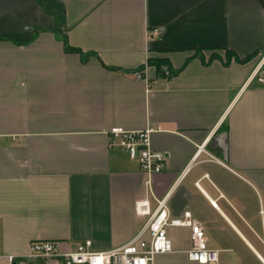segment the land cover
Returning a JSON list of instances; mask_svg holds the SVG:
<instances>
[{
  "label": "crops",
  "instance_id": "crops-1",
  "mask_svg": "<svg viewBox=\"0 0 264 264\" xmlns=\"http://www.w3.org/2000/svg\"><path fill=\"white\" fill-rule=\"evenodd\" d=\"M226 50L247 60L225 64ZM259 79L264 0H0V264L33 241L106 251L138 235L145 175L109 132L150 127L168 155L151 211L168 196L212 248L241 239L264 264ZM168 236L154 264H189L191 229Z\"/></svg>",
  "mask_w": 264,
  "mask_h": 264
},
{
  "label": "built area",
  "instance_id": "built-area-1",
  "mask_svg": "<svg viewBox=\"0 0 264 264\" xmlns=\"http://www.w3.org/2000/svg\"><path fill=\"white\" fill-rule=\"evenodd\" d=\"M264 83L263 79H259ZM155 127L139 131L113 128L109 132L111 146L119 148L136 161L140 171L145 175L143 185L145 196L136 204V214L149 216L141 232L127 241L126 244L111 250H94L91 240L78 243L75 249L64 252L57 241H33L27 256L9 257L11 264H154L156 255H169L173 242L168 236L170 227L191 229V249L188 251L189 264H219L220 250L212 248L206 237L204 227L197 222L190 212L182 218L169 213L168 196L158 201L155 211H151L152 177L165 171L168 155L153 150L151 136ZM202 148L198 151L200 152ZM264 214V212H263ZM264 245V240H263Z\"/></svg>",
  "mask_w": 264,
  "mask_h": 264
},
{
  "label": "rangeland",
  "instance_id": "rangeland-1",
  "mask_svg": "<svg viewBox=\"0 0 264 264\" xmlns=\"http://www.w3.org/2000/svg\"><path fill=\"white\" fill-rule=\"evenodd\" d=\"M207 54L209 55L210 58H208L210 60L220 58L221 55L219 52L215 51H209ZM222 55L225 56V60L229 58L225 52H223ZM233 240V243L228 244V247L219 246L221 249H226L220 252L221 256L219 264H260L256 254L248 248L244 240H237L235 238ZM254 245L256 250H258V252L264 257V246L262 243L258 240L256 243L254 242Z\"/></svg>",
  "mask_w": 264,
  "mask_h": 264
},
{
  "label": "trees",
  "instance_id": "trees-1",
  "mask_svg": "<svg viewBox=\"0 0 264 264\" xmlns=\"http://www.w3.org/2000/svg\"><path fill=\"white\" fill-rule=\"evenodd\" d=\"M64 43H65V49H66L67 52L75 53V54H79L80 53V50L78 51V50L72 48L69 45V43H67L66 39L64 40ZM225 53H227V55L229 56V58L225 61V64H228L231 61V59H235L237 63L238 62L239 63H243V62H245L247 60V59H244V60L243 59H240L239 56H237L235 53H233L230 50H226ZM151 63L154 64L157 67V69H159L160 74L163 75L164 77H166V76H168V77L172 76V73H170L169 75H167L165 72H162L161 67L164 66V65H166V61L165 60H162V59H151L149 61V64H151Z\"/></svg>",
  "mask_w": 264,
  "mask_h": 264
},
{
  "label": "water",
  "instance_id": "water-1",
  "mask_svg": "<svg viewBox=\"0 0 264 264\" xmlns=\"http://www.w3.org/2000/svg\"><path fill=\"white\" fill-rule=\"evenodd\" d=\"M15 264H17V263H15Z\"/></svg>",
  "mask_w": 264,
  "mask_h": 264
}]
</instances>
